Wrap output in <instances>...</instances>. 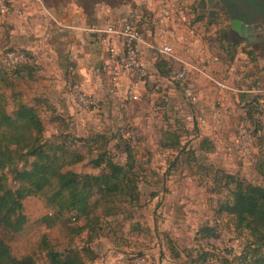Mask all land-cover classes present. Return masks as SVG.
<instances>
[{"label": "rangeland", "instance_id": "rangeland-1", "mask_svg": "<svg viewBox=\"0 0 264 264\" xmlns=\"http://www.w3.org/2000/svg\"><path fill=\"white\" fill-rule=\"evenodd\" d=\"M197 3L198 0H164L161 7L168 20L185 24L192 35L189 44L185 43L186 48L169 43L172 52L207 67L213 54L211 49L217 51L221 55L217 61L225 59L227 66L218 64L214 75L224 76L230 86L240 91L217 88L204 74L188 73L186 82L193 85V100L185 98L180 82L157 79L151 88L145 87L148 94L154 91L156 96L144 94L141 100L131 102H106L96 98L94 107L77 106L78 110L73 107L71 116L69 113L62 121L54 120L56 108L41 107L44 138L55 143L65 142L85 156L84 161L66 169L102 173L105 168H94L88 162L100 151L124 163V141L129 140L133 144L129 152L135 162L140 197L137 204L123 203L118 214L105 217L99 235L88 242L86 231L70 235L58 223L47 227L41 218L54 208L47 206L41 195L26 196L22 200L26 216L22 229L9 233L0 228V236L14 255L31 254L42 264L45 238L58 251L90 248L93 259L88 255L85 264H180L183 250L193 249L194 254L204 246L205 241L198 233L203 226H211L219 233L215 238L206 239L212 246L222 251L240 250L243 239L247 238L246 232L236 229L230 215L219 214L217 210L230 198L232 188L223 172L264 186V177L256 170L258 162L264 161V98L260 93L244 91L264 88L256 75L257 66L250 64L245 53L254 52L258 64L264 66V25L257 22L255 27L257 42L263 43L259 47L244 37L229 35V20L221 10L209 17L207 13L212 8L206 4L207 11L197 20ZM8 36L1 23L0 56ZM190 48H200L202 55L193 57L189 54ZM206 49H210L211 56L203 53ZM180 50L186 51L184 55H179ZM0 66H3L1 59ZM14 82V90L22 92L26 99L38 92L39 87L34 91L35 87L27 79L18 78ZM0 94L8 97L9 90L2 88ZM162 95L168 96L167 102L162 101ZM253 99L258 101L256 107L251 105L252 121L246 118L245 110ZM5 108L12 111L9 99L5 100ZM57 108L59 113L63 112V108ZM188 114L194 118L187 119ZM254 126L258 128L257 133ZM86 136H92L86 145L77 139ZM204 138L211 147L203 143ZM8 184L15 186L9 175ZM174 251L180 253V259L173 256Z\"/></svg>", "mask_w": 264, "mask_h": 264}, {"label": "trees", "instance_id": "trees-1", "mask_svg": "<svg viewBox=\"0 0 264 264\" xmlns=\"http://www.w3.org/2000/svg\"><path fill=\"white\" fill-rule=\"evenodd\" d=\"M7 52H18L23 58L12 64L4 57ZM245 53L250 62L255 61L254 52L247 50ZM0 59L3 63L0 66V89L9 90L8 97L0 94V228L9 233L19 232L26 222L22 200L29 195H41L46 205L54 208L52 213L42 216V223L47 227L56 223L63 225L70 235L86 231L87 241L91 242L99 235L105 217L118 214L123 203L137 204L139 201L135 162L129 152L133 144L129 140L124 141V163L114 161L105 151L91 158L88 162L92 167L105 168L102 173L66 169L84 161V154L65 142L55 143L45 139L40 108L46 106L53 110V107L45 98L33 96L26 99L22 92L14 90L16 79H34L38 65L33 55L6 44ZM156 68L160 75L171 76L172 64L160 55ZM7 99L12 103L11 112L5 108ZM256 101L248 102L250 104L245 110L248 120L254 118L251 105L256 107ZM54 117V120L62 121L66 116L56 113ZM254 129L257 133L258 128L254 126ZM91 137L77 139L86 145ZM202 141L209 144L206 138ZM256 170L264 177V161L258 162ZM8 175L14 187L8 184ZM223 176L232 188L230 198L220 205L217 212L230 215L236 229L244 230L247 238L243 239L238 252L222 251L206 240L217 237L219 233L211 226H203L198 233L205 241L204 246L194 254L193 249L183 250L185 254L180 264H264V186L247 182L229 172H223ZM65 214H69V218H65ZM71 221L73 225H70ZM42 249L45 251L42 264H85L88 255L89 259H93L90 248L58 251L45 238ZM173 256L181 258L177 251ZM0 264L38 263L31 254L14 255L9 244L0 236Z\"/></svg>", "mask_w": 264, "mask_h": 264}, {"label": "crops", "instance_id": "crops-1", "mask_svg": "<svg viewBox=\"0 0 264 264\" xmlns=\"http://www.w3.org/2000/svg\"><path fill=\"white\" fill-rule=\"evenodd\" d=\"M45 1L53 14L63 23L71 26L70 28L47 24L32 6L26 7L23 16H16L12 12L8 13L2 23L5 25L6 34L9 35L7 46L30 52L38 65L34 79L29 80L31 85L33 84L35 87L34 91L39 87L38 92L34 93L33 96L45 98L53 109L56 108V113L59 115L68 116L70 113L71 116L73 107L78 110L72 89L74 85H79L85 91L93 93L97 100H105L106 102L110 100L113 102L128 101L125 96V88L130 78L123 76L116 92L107 91L105 77L95 72V67L100 63L102 52L98 48L93 34L81 30V27L90 23L105 25L120 21L127 17L131 9L135 8L140 12L144 11L148 16V18L143 19L141 25L143 38L146 41L154 42L156 45L170 43L186 48L185 43L189 44L192 39L191 31L185 24L174 23L173 19L168 20V18H163L161 21L157 19L159 16L158 8L162 6L164 0ZM255 35H257L256 32ZM188 51H192L189 54L193 57L202 55L200 48L198 50L190 48ZM211 51L213 54L207 67L199 66L200 62L194 65L214 75L218 64L223 66H227V64L225 59L218 62L217 59L221 55L213 49ZM211 51L206 49L203 53L207 52L211 56ZM185 52L180 50L179 55H184ZM158 55L156 50L145 45L141 47V56L148 76L138 100H141L144 94H147L148 97L157 95L154 91L148 94L145 88L146 86L151 88L157 79L162 82L171 81L169 80L171 76L160 75L157 71ZM178 57L186 60V58ZM189 62L193 63L192 61ZM258 63L256 58L255 61L250 62V64L257 66L255 68L256 75L264 83V66ZM171 64L170 75L173 70L179 67L177 62ZM191 73L200 72L193 71ZM129 102L131 101L129 100ZM57 106L63 108V112L59 113Z\"/></svg>", "mask_w": 264, "mask_h": 264}, {"label": "built area", "instance_id": "built-area-1", "mask_svg": "<svg viewBox=\"0 0 264 264\" xmlns=\"http://www.w3.org/2000/svg\"><path fill=\"white\" fill-rule=\"evenodd\" d=\"M27 6H32L41 15L47 24H54L59 27H68L59 20L51 11L45 0H0V24L4 21L8 13H14L16 16H23ZM158 12L163 15L157 16L160 21L167 18L165 10L160 7ZM148 18L144 11L140 12L133 8L129 11L126 18L120 21H114L105 25H97L94 23L81 27V30L92 33L98 48L102 52L100 63L95 67V72L105 77L107 91L114 93L120 86L123 76L130 78L125 88V96L128 100H138L141 89L146 83L148 76L147 69L142 60L141 47L143 45L165 58L170 64L177 62L178 69L173 70L169 80L180 82L183 94L187 100H193V85L186 82L188 73L198 71L204 74L213 86L223 89L240 91L230 86L224 76H216L209 72L203 71L196 67L193 63L182 60L172 52L168 43L156 45L154 42H148L143 38L142 23L143 19ZM6 56L10 63L14 64L22 60V55L18 52H7ZM74 99L80 107H94L96 97L93 93L85 91L79 85L72 87ZM257 92L264 98V88L256 87L252 90H244ZM162 101L167 102L168 96L162 95ZM187 119L192 120L194 115L188 114Z\"/></svg>", "mask_w": 264, "mask_h": 264}, {"label": "flooded vegetation", "instance_id": "flooded-vegetation-1", "mask_svg": "<svg viewBox=\"0 0 264 264\" xmlns=\"http://www.w3.org/2000/svg\"><path fill=\"white\" fill-rule=\"evenodd\" d=\"M208 1V0H206ZM258 5H264V0H254ZM206 4L214 10V12L210 11L207 13L209 17L218 14V11L221 10L225 13L229 20V35H237L239 37L242 36L241 32L234 27H231V20H243L247 23L255 24L258 22L261 25H264V9H257L250 5L246 0H210V2H206ZM255 30V29H254ZM255 34V32H254ZM257 35L255 37L254 42H250L248 38V42L251 44H256L257 46L263 45L262 42H257Z\"/></svg>", "mask_w": 264, "mask_h": 264}, {"label": "water", "instance_id": "water-1", "mask_svg": "<svg viewBox=\"0 0 264 264\" xmlns=\"http://www.w3.org/2000/svg\"><path fill=\"white\" fill-rule=\"evenodd\" d=\"M250 5H252L253 7L257 8V9H264V5H258L257 3H255L254 0H246ZM206 2H210V0L206 1V0H198L197 3V8L198 11L197 13L200 15L202 13H205V5ZM214 12V10L210 9L208 10V12ZM231 27L236 28L237 30H239L241 32L242 36H246V38H248V40L250 42H254L256 35L254 34V29L256 27L255 24L252 23H247L243 20H231L230 22Z\"/></svg>", "mask_w": 264, "mask_h": 264}]
</instances>
